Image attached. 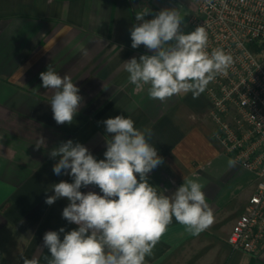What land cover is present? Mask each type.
Masks as SVG:
<instances>
[{"label": "crops", "instance_id": "1", "mask_svg": "<svg viewBox=\"0 0 264 264\" xmlns=\"http://www.w3.org/2000/svg\"><path fill=\"white\" fill-rule=\"evenodd\" d=\"M200 2L0 0V264L24 259L49 264L44 234L78 227L62 218L67 198L45 203L54 195L52 184L73 182L53 173L59 157L49 153L71 139L104 159L111 134L102 122L117 115L131 117L137 129L152 130L149 143L164 163L148 174L149 183L171 195L184 180H195L213 211L212 223L195 235L173 218L146 264H264V243L250 254L227 241L256 179L217 135L206 89L195 98L181 92L161 102L149 97L147 85L136 91L123 68L124 61L153 54L144 45L131 47L137 14L149 11L145 19H152L164 8H179L187 33ZM49 65L80 89L83 100L70 125L53 119V91L44 89L40 78ZM41 137L45 144L38 145ZM81 191L102 194L98 186Z\"/></svg>", "mask_w": 264, "mask_h": 264}, {"label": "clouds", "instance_id": "2", "mask_svg": "<svg viewBox=\"0 0 264 264\" xmlns=\"http://www.w3.org/2000/svg\"><path fill=\"white\" fill-rule=\"evenodd\" d=\"M147 15L149 11L135 16L138 23L130 31L131 47L144 45L153 54L123 62L136 91H143L147 85L149 97L161 102L181 92H191L195 98L217 75L227 74L233 57L223 49L207 51L208 34L203 26L190 33L182 31L184 20L179 8H164L152 19H145ZM40 78L42 87L53 91V119L58 125L72 124L83 100L80 89L51 65ZM102 123L111 134L106 139L104 159L97 160L85 145L71 139L60 142L49 153L53 159L59 157L53 173L69 175L73 182L52 184L54 195H47L45 203L52 205L67 198L62 218L78 226L68 232L61 227L44 234L49 264H146V257L154 255L173 218L194 235L213 221V211L199 182L184 180L171 195L149 183L148 174L164 163L149 143L151 129H137L133 119L123 115ZM39 144H45L43 137ZM235 163L228 161L229 167ZM88 186H98L102 194L81 191ZM60 233H64L62 240ZM23 264L36 261L24 259Z\"/></svg>", "mask_w": 264, "mask_h": 264}, {"label": "built area", "instance_id": "3", "mask_svg": "<svg viewBox=\"0 0 264 264\" xmlns=\"http://www.w3.org/2000/svg\"><path fill=\"white\" fill-rule=\"evenodd\" d=\"M198 12L187 33L203 26L207 51L233 57L227 74L206 88L210 116L227 151L256 179L227 241L255 254L264 243V0H201Z\"/></svg>", "mask_w": 264, "mask_h": 264}, {"label": "rangeland", "instance_id": "4", "mask_svg": "<svg viewBox=\"0 0 264 264\" xmlns=\"http://www.w3.org/2000/svg\"><path fill=\"white\" fill-rule=\"evenodd\" d=\"M197 2H199L200 0H196Z\"/></svg>", "mask_w": 264, "mask_h": 264}]
</instances>
